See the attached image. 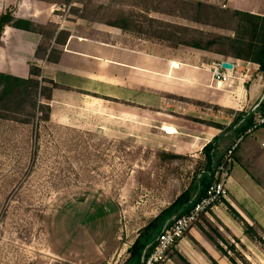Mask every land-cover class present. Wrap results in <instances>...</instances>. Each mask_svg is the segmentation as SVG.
I'll list each match as a JSON object with an SVG mask.
<instances>
[{"label": "rangeland", "instance_id": "obj_1", "mask_svg": "<svg viewBox=\"0 0 264 264\" xmlns=\"http://www.w3.org/2000/svg\"><path fill=\"white\" fill-rule=\"evenodd\" d=\"M46 3L58 22L97 25L127 40L172 47L174 36L183 37L181 28L189 30L188 37L192 31L232 34L195 23L210 19L200 17L188 0ZM229 19L211 21L228 27ZM41 110L34 117L27 110L19 122L0 120V264H126L142 230L205 172L203 156L168 152L109 132L53 126ZM194 226L237 264H264L260 243L242 244L218 219L211 223L205 215Z\"/></svg>", "mask_w": 264, "mask_h": 264}, {"label": "crops", "instance_id": "obj_2", "mask_svg": "<svg viewBox=\"0 0 264 264\" xmlns=\"http://www.w3.org/2000/svg\"><path fill=\"white\" fill-rule=\"evenodd\" d=\"M188 1L264 17V0ZM7 11L36 24L55 23L69 33L65 45L56 46L61 51L57 63L37 58L42 43L37 33L7 26L0 38V74L28 80L31 66H36L43 78L60 86L49 103L47 122L53 126L109 132L180 154H201L216 141V159L222 160L238 139L236 128L245 124L234 127L236 116H250L263 102L264 77L256 64L183 45L127 40L97 25L58 22L53 6L44 1L0 0V15ZM224 62L234 70L218 85L212 67ZM230 171L229 197L207 219H218L223 230L245 244L250 239L244 223L264 234V126L245 136ZM203 233L192 227L165 264H229Z\"/></svg>", "mask_w": 264, "mask_h": 264}, {"label": "trees", "instance_id": "obj_3", "mask_svg": "<svg viewBox=\"0 0 264 264\" xmlns=\"http://www.w3.org/2000/svg\"><path fill=\"white\" fill-rule=\"evenodd\" d=\"M39 1L49 2L51 0ZM189 4L196 7V12L200 17L210 19L204 22L199 20L194 21L195 23L215 30L231 32L232 34H205L201 31H192L194 36L188 37L189 30L181 28L180 35H183V37L174 36L176 43L172 47L177 48L179 45H183L253 63L259 67L258 72L264 77V17L253 16L239 11L223 10L200 2L189 1ZM226 16L230 17L228 27L211 21V18L221 19ZM231 24H234L235 28L231 27ZM107 25L124 29L117 24L110 23ZM7 26L41 35L42 43L36 52V56L37 58L46 59L48 63H57L59 61L61 51L56 46H64L69 37V33L59 31L56 27L50 31L49 25H40L31 21L16 19L11 11L0 15V38ZM185 37L189 39H185ZM45 83L50 84L51 88H46L44 86ZM59 87L43 78L42 70L36 66H31L30 78L28 80L0 74V120L19 122L18 116L23 115L27 110L32 111V117L35 116L36 112L42 111L41 109L46 110L49 114L51 110L49 103L52 100V92ZM263 113L264 100L250 116L244 114L237 115L234 127L238 122L245 121V124L236 128V136L239 138L247 130L251 129L256 124V116ZM44 121H48V118ZM204 123L206 125H213L211 123ZM217 151L218 145L216 141L204 147L201 156H203L206 163L205 172L195 178L191 187L181 194L169 208L163 211L161 216L155 218L142 230V233L128 250L130 256L126 264H141L142 257L153 249L155 241L164 225L187 213L191 206L205 194L206 189L213 181V171L222 161L216 159ZM229 210L236 219L243 222L233 209L230 208ZM176 214L179 215L173 218ZM244 227L246 236L264 247V238L259 236L258 229L246 223H244ZM219 247L221 246L218 244L217 248ZM219 250L222 251L224 256L228 257L227 252L222 247ZM228 259L231 264H237L235 260L229 257ZM246 263L248 264V262Z\"/></svg>", "mask_w": 264, "mask_h": 264}, {"label": "built area", "instance_id": "obj_4", "mask_svg": "<svg viewBox=\"0 0 264 264\" xmlns=\"http://www.w3.org/2000/svg\"><path fill=\"white\" fill-rule=\"evenodd\" d=\"M223 68L222 63L212 67L213 80L221 85L226 81L230 72L234 70ZM264 100V96H263ZM264 126V113L259 115L256 124L245 134L240 136L224 155L221 163L213 171V181L187 213L165 225L158 235L153 249L141 259V264H165L177 243L191 230V228L205 215H208L217 206L223 204L229 197L228 182L231 178V166L234 163V154L245 136Z\"/></svg>", "mask_w": 264, "mask_h": 264}, {"label": "water", "instance_id": "obj_5", "mask_svg": "<svg viewBox=\"0 0 264 264\" xmlns=\"http://www.w3.org/2000/svg\"><path fill=\"white\" fill-rule=\"evenodd\" d=\"M223 68L228 69V70H232L233 66L230 63L224 62L222 63Z\"/></svg>", "mask_w": 264, "mask_h": 264}]
</instances>
